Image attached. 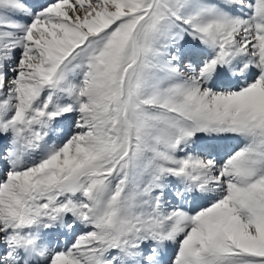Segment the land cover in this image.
Returning <instances> with one entry per match:
<instances>
[{
  "label": "snow or ice",
  "instance_id": "1",
  "mask_svg": "<svg viewBox=\"0 0 264 264\" xmlns=\"http://www.w3.org/2000/svg\"><path fill=\"white\" fill-rule=\"evenodd\" d=\"M0 264H264V0H0Z\"/></svg>",
  "mask_w": 264,
  "mask_h": 264
}]
</instances>
